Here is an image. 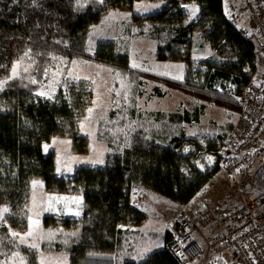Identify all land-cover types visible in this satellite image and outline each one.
<instances>
[{
    "label": "trees",
    "instance_id": "1",
    "mask_svg": "<svg viewBox=\"0 0 264 264\" xmlns=\"http://www.w3.org/2000/svg\"><path fill=\"white\" fill-rule=\"evenodd\" d=\"M138 1L142 0H36L35 4L33 0H0V264L21 249L19 234L29 225L34 180L43 181L50 193L100 195L109 200L105 244L83 242V233L92 230L85 222L90 210L84 209L79 219L45 216L40 251L64 253L69 264H180L170 231L161 234L135 228L149 216L132 191L143 187L177 205L188 204L219 171H203L197 161L201 153L219 152L225 130L220 127L216 140L204 142L188 135L186 124L200 123L206 106L141 112L135 104L143 81L131 66L129 41L148 38L157 51H170L174 44H190L193 39L204 47L208 41L221 52L211 62L223 67L207 74V86L221 84L226 89L227 82L239 89L252 80L257 71L254 44L224 16V0H161L162 10L129 22L120 38L93 41L96 25ZM190 3L200 6L193 21H187L184 7ZM15 39L24 41L16 74L10 58ZM226 50L235 60L232 65L221 59ZM95 62L111 69L115 106L97 123V139L108 144L109 152L103 168L81 166L65 178L59 175L56 153L50 148L55 118L87 115L88 106L81 99L88 92L70 91L71 98L61 89L55 101L37 94L51 80L63 81L80 66ZM87 151L86 145L77 149ZM263 169L257 180L262 188ZM123 172L129 173V183L123 181ZM4 207L8 212H3ZM153 243L161 247L142 262L134 260L138 249ZM25 254L34 263L33 252Z\"/></svg>",
    "mask_w": 264,
    "mask_h": 264
},
{
    "label": "rangeland",
    "instance_id": "2",
    "mask_svg": "<svg viewBox=\"0 0 264 264\" xmlns=\"http://www.w3.org/2000/svg\"><path fill=\"white\" fill-rule=\"evenodd\" d=\"M164 4L165 3L161 0H156V1L142 0L135 2V4L131 9L112 12L104 22L94 27L92 32L93 41L96 43L103 40L120 38L121 37L120 35L122 34L126 25L129 22L154 15L156 12L162 10ZM195 19L196 18H194L191 13L188 14L187 21H193ZM129 42H130L131 66L133 67V69L138 70L139 75L141 77L143 73V69L146 67V65L153 64V61L155 60V53L157 51L156 44L153 40H150L148 38H143V39L139 38L133 40L130 39ZM23 45H24V41H22L21 39H15L10 49V58L14 63L13 73L15 74L18 72V57H19L18 55ZM191 49L192 51L190 56V62L192 63L189 64H191L192 67H190L188 72L189 74L188 81H184L187 78L186 79L184 78L182 81L174 80V84L179 86L173 85V87L179 88L183 86L180 85V83L181 84L187 83L186 87L191 92L200 91L197 94L203 96L202 92L206 91L207 93L215 97V99L209 101L210 106L212 105L213 106L210 107V109H208L204 121L201 123V125H197L196 127L191 128L190 133L192 134L193 137L194 136L198 137L202 142H204L207 139L216 140L217 134L220 133L219 128L222 127L225 130L223 135L224 136L223 138L225 139V137L233 127L239 115V107L235 96L242 90L243 87L237 89L233 84L227 82V89L224 88L225 86L223 87V85L221 84H219L215 88H209L207 86V74L209 72H214L215 68L223 67L221 63H213L211 62L210 59L218 58L221 52L212 48L211 43L208 41H205L204 47H201L196 42L195 46L191 47ZM222 54L223 56L221 57V59L223 58L224 60H228V65H232V63L235 62V60H233L232 56L230 55L231 51L229 50L222 51ZM256 62H258L257 64L258 72L260 74H264V58L260 57ZM203 70H205V74H206L205 84L203 78L204 76ZM155 84L156 83L150 82L148 86V92L155 91ZM144 88H146L145 85ZM61 89L63 90L64 94H68V96L69 97L71 96V98L72 95L69 93L70 91L81 92L83 90H87L88 93L83 95V98L81 99L83 105L88 106L87 115L84 117L75 115V118L73 120L76 121L77 123H82L85 120L86 122L85 136L92 138L98 120L102 117H106L109 111L113 108V106H115V103L111 95L112 77H111L110 67L102 66L96 62L91 63L88 66L82 65L79 67L78 71L72 73L71 75L66 77V79L63 81H61L60 78L58 77L51 80L47 86H45L41 91L38 92L37 95L42 99L55 101L57 100L59 91ZM176 97H177V93L170 95L168 99H166L168 102H172V105H164V106L154 105V106H149V108L153 110L156 107L163 108L165 109L164 112L167 113L175 112L177 110L183 111L185 108H183V106H177L179 104V101L175 99ZM214 102L216 103L218 102V104H214ZM130 104H132L131 100H130ZM135 105L138 106L140 109L139 100ZM90 109L91 111H89ZM154 111L156 112V110ZM72 126L74 129L75 126L73 124ZM56 131L57 134L61 135L63 132V124L57 123ZM86 137H78L71 141L65 140V142L66 144L69 145L70 151H71V145L73 144L74 151L77 152V149L83 148L86 145L88 146L87 152H89L91 150V146H90L91 141H89ZM224 139L220 141V149L216 155L201 153L199 156L197 164L203 171H212L216 168H218L219 171L207 184L205 189L202 191V194L200 193L201 194L200 196H203L205 194L206 196H208V199H204L205 200L204 203L197 201L198 203L196 204L195 201L188 206L189 211L193 213H196L198 209L197 207L199 206L205 207V205L207 206L214 205L217 201L221 200L224 196L228 194H234L238 192L249 193L258 186L257 180L261 173L262 167H264V146H262L257 151L252 153L245 170L230 175L226 173L224 167L225 158H226L224 155V152H226V148L223 149ZM93 143L95 146V142ZM94 146H92V151L95 150ZM54 147L61 152L59 144H54ZM50 148L53 149V144L50 145ZM209 158H211V160H209ZM35 181L36 180H34L33 183ZM45 206L51 207L52 206L51 202L45 204ZM35 207L36 206L32 204L31 215L33 212V220H32L33 223L31 227L28 228L29 227L28 226L27 229H30L31 231H35L34 232L35 234L33 235L35 237L38 236L34 240V242L30 240L31 241L30 244L32 246L33 258L35 260L34 263L40 264L39 257L42 251L39 250L40 247L39 237L42 236L41 234H42L43 225L41 226L39 221L41 219V216L39 217L37 216V218L35 219L36 217V215L34 214ZM37 212H38L37 214H41L43 213V210L37 208ZM147 214L149 216L148 220L144 224L135 227L136 229H139L143 232H158L161 234H165L169 232V228L171 224L170 214L165 213L160 216L152 213L149 214L148 212ZM44 218L45 215L43 219ZM93 221L94 219L91 218L89 219L88 223H90L91 225H94L95 223V227L97 226L96 231L98 230V233L96 235L97 237H99L101 234V228L99 227L101 221L99 220L98 216L95 219V222ZM27 229L25 231H27ZM210 230H211L210 228L204 229L203 233L206 234ZM25 231L23 233H25ZM198 239L201 241L203 247L205 248L206 245L203 241V238L200 235H198ZM19 244L21 249L17 251L14 255V258L16 259L14 258L10 259L7 263H3V264H34L30 262L33 260H31V258H28V255L25 254L26 253L25 249L29 245L26 236L20 235ZM159 247H161V244L159 245L158 243H156L152 249ZM207 254L208 256L204 264H241L232 251H225L219 254H215L214 252H210L209 250H207ZM136 258L137 260L142 259L140 257H136Z\"/></svg>",
    "mask_w": 264,
    "mask_h": 264
},
{
    "label": "built area",
    "instance_id": "3",
    "mask_svg": "<svg viewBox=\"0 0 264 264\" xmlns=\"http://www.w3.org/2000/svg\"><path fill=\"white\" fill-rule=\"evenodd\" d=\"M223 14L254 44L256 61L264 58V0H224ZM235 97L239 115L223 144L224 167L230 175L245 170L252 153L264 146V74L257 68ZM151 210L171 215L172 249L180 264H204L207 250L215 254L232 251L241 264H264V188L259 185L249 193L224 196L194 218L187 215L184 205L175 203Z\"/></svg>",
    "mask_w": 264,
    "mask_h": 264
},
{
    "label": "crops",
    "instance_id": "4",
    "mask_svg": "<svg viewBox=\"0 0 264 264\" xmlns=\"http://www.w3.org/2000/svg\"><path fill=\"white\" fill-rule=\"evenodd\" d=\"M188 14L192 13L193 8H197L198 11L196 12V15L193 16L194 18H197L200 14V6L195 5L194 3L186 4L184 5ZM164 7V6H163ZM162 7V8H163ZM192 19V18H191ZM201 44V42L198 39H193V41L189 44H181L176 43L172 46V49L170 51H156L155 53V60L153 61V64L146 65V67L143 69V73L141 75V79L143 81L140 91V110L141 112H154L156 111H162L164 112L165 109L163 108H155L154 110L149 108V106H164V105H172V102H168L166 99L170 95L176 94L177 97L175 98L177 101H179V104L177 106H183V108L188 110H193L196 106H206V115L208 109H210V102L215 97H213L211 94L207 93L206 91L202 92L203 96L197 94L200 91L191 92L184 84L182 87H173L179 86L174 84V80L182 81L184 78L188 81L189 78V69L192 67L190 62V56H191V47L195 46V43ZM204 73V84L206 83V74L205 70H203ZM148 82H146V80ZM151 78V79H148ZM150 82L156 83L155 84V91L154 92H148V86ZM191 82V81H189ZM180 83V82H178ZM144 85L146 88H144ZM181 85V83H180ZM181 89V90H179ZM147 91V92H146ZM207 93V94H206ZM214 104H218V102H214ZM206 115L202 118V121L200 123H187L186 126L188 127L187 133L189 136H192L190 133V129L196 127L197 125H201V123L206 118ZM86 116V115H85ZM84 117V116H81ZM75 118V115H57L55 118V124L53 128V136H52V142L53 149L56 152V158H57V170L59 172V175L65 178H70L74 174V172L81 166H91L96 168H103L105 166L104 158L106 154L109 152V147L106 142L99 141L97 139V125L95 126V132L92 138L86 137V122L77 123L73 119ZM57 123L63 124V132L62 134H57ZM72 124L75 126L73 129ZM219 134V133H218ZM217 134V136H218ZM60 135V136H59ZM63 137V138H62ZM78 137H86L89 141H91V150L86 153H79L73 150V144L71 145V151L69 149V145L66 144L65 140L71 141ZM91 139V140H90ZM95 142V146L94 143ZM54 144H59V147L61 149V152L58 151ZM92 146L95 147V150L92 151ZM95 155V158H94ZM122 179L125 183L130 182V175L127 172H123ZM39 183V184H37ZM34 187V193L32 198V204L35 205V212L37 216H41L40 225H43V217L44 215H54V216H64L65 218L70 219H79L82 218L84 209L90 210V214L88 217L85 218V222L89 224L92 227V230L89 232L83 233V242L87 244H96V245H103L105 244V227H106V215L105 210L107 208V205L109 203V200L106 196H100V195H70V194H57V193H50L46 189V184L43 181L36 180L33 183ZM133 196H139L141 198L140 208L144 212H148L149 214H156L151 208L153 206H169L172 204V202L165 200L162 196H159L157 194L151 193L148 190H146L143 187H135L132 191ZM202 194V192H201ZM201 194H198L193 200H191L188 204L184 205L185 210L187 212V215L191 218H194L197 216L198 213L204 208V206L197 207L196 213H193L189 211L188 206L196 201H200L202 203L205 202L204 199H208V196L205 194L203 196H200ZM51 202V207H46L45 204H48ZM36 203V204H35ZM40 204V205H39ZM207 205H205L206 207ZM37 208L40 210H43V213L37 214ZM50 209V210H49ZM50 213V214H48ZM78 213V214H77ZM163 215V214H162ZM99 217V220L101 221V224L99 227L101 228V234L99 237H97L98 230L97 226L91 225L88 223L89 219H94L93 222H95V219ZM160 216V215H159ZM34 219V220H35ZM33 220V212L32 215L29 218V227L32 225ZM35 231H31L30 229H27L25 233H21L19 235L26 236V239L29 243V245L26 247V252L32 251V246L30 244V237L33 236ZM29 233H31L29 235ZM20 237V236H19ZM202 237V235H201ZM155 244H149L146 247L140 248L136 251L134 260L137 262H142L148 255H150L153 251H155L158 248H154ZM152 249V250H151ZM145 250H149L146 252ZM146 253V254H144ZM39 254V253H38ZM143 256V257H142ZM136 257H140L142 259L137 260ZM14 256H12L10 259H13ZM9 259V260H10ZM16 259V258H14ZM8 260V261H9ZM8 261H5L3 263H7ZM2 263V264H3ZM39 263L40 264H69L68 258L64 253H48V252H41L39 257Z\"/></svg>",
    "mask_w": 264,
    "mask_h": 264
},
{
    "label": "snow or ice",
    "instance_id": "5",
    "mask_svg": "<svg viewBox=\"0 0 264 264\" xmlns=\"http://www.w3.org/2000/svg\"><path fill=\"white\" fill-rule=\"evenodd\" d=\"M33 3L35 4L36 3V0H33ZM198 11V9L197 8H193V10H192V16H195L196 15V12ZM89 111H91V109L89 110ZM209 160H211V158H209ZM3 212H8V208L7 207H4L3 208ZM78 214V213H77ZM31 233H29V235H30ZM12 235H17V233H15V232H13L12 233ZM146 252L148 251V250H145Z\"/></svg>",
    "mask_w": 264,
    "mask_h": 264
}]
</instances>
